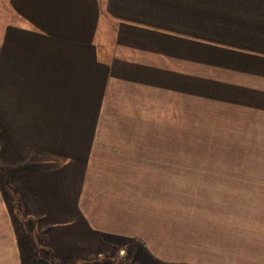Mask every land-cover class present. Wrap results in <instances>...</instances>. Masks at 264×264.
Listing matches in <instances>:
<instances>
[{
	"label": "crops",
	"instance_id": "crops-1",
	"mask_svg": "<svg viewBox=\"0 0 264 264\" xmlns=\"http://www.w3.org/2000/svg\"><path fill=\"white\" fill-rule=\"evenodd\" d=\"M1 5L0 124L16 161L15 224L38 229L36 252L39 235L78 243L85 264L111 239L145 264H264V163L211 167L264 161V0ZM158 134H208V149L240 161L192 174L151 154L129 161ZM9 188L3 176L0 264H35L13 232Z\"/></svg>",
	"mask_w": 264,
	"mask_h": 264
},
{
	"label": "rangeland",
	"instance_id": "rangeland-1",
	"mask_svg": "<svg viewBox=\"0 0 264 264\" xmlns=\"http://www.w3.org/2000/svg\"><path fill=\"white\" fill-rule=\"evenodd\" d=\"M4 6L1 5L0 0V13L2 12ZM147 136V135H146ZM165 138L168 140L165 144ZM154 142L151 143V149L148 148L150 143H148L147 139V155L146 157L140 154L139 142H136V148L129 151V161H149V154H151V161H169V173H184V174H192L194 172H198L199 168L208 172L209 166L204 165L210 163L209 161H221L220 163H224V161H240L238 156L232 150H224V149H208L209 143V135L208 134H158L153 135ZM223 137V135H222ZM138 138L141 139V135H138ZM8 137L5 129L0 124V179L3 176L7 177L9 180V189H13V191L9 192L10 197V208L13 213L10 214L11 220L14 223L13 232L15 237L19 236L22 239V235L25 237L26 248L29 253L34 258L35 264H85L86 261L80 260V253H82L79 248L78 243H75L72 246H67L65 244L58 243V245L54 244H46L45 240L39 237L38 235V243L40 245L37 247V252L33 248L32 234L38 233V229H34L35 227L32 223L26 225V228H20V226H16L17 217L19 213L15 211L14 207H18L20 204V198L18 195V185L17 181L14 178L16 174H12L13 166L12 164L16 161L12 158V150L8 145ZM27 151H24L23 155H26ZM55 156L49 155L42 152H35L33 155L34 160L36 161H52ZM58 160V158H56ZM14 160V161H13ZM245 167L241 171V167H230V166H211L213 169H219L217 173H257L262 172L263 165L260 162L264 163V161H256V165H254L253 161L247 159V153L244 159ZM258 163V164H257ZM74 170V168H73ZM238 170V171H237ZM15 175V176H14ZM76 175V174H74ZM15 196L13 199L11 195ZM15 194V195H14ZM24 210V208H23ZM22 211V209H21ZM25 215L27 214L24 210ZM36 217V214H35ZM28 220L27 222H30ZM39 227V224L37 225ZM12 233V230L9 231ZM1 232H0V240H1ZM13 234V233H12ZM37 240V239H36ZM128 242V241H126ZM49 243V240H48ZM104 245H102V250L105 254L101 255L100 258L98 255H94L91 258L94 260L87 261L89 264H145L143 260H140V256L134 253V247L129 249V245L115 242L111 239V241H104ZM66 246V247H65ZM70 249L72 252L70 253ZM79 252V253H78ZM101 252V251H100ZM84 254V253H83ZM88 258V259H91ZM87 264V263H86Z\"/></svg>",
	"mask_w": 264,
	"mask_h": 264
}]
</instances>
